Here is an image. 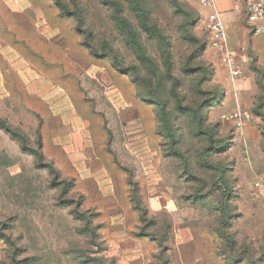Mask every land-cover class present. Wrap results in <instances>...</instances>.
Masks as SVG:
<instances>
[{"label": "rangeland", "instance_id": "rangeland-1", "mask_svg": "<svg viewBox=\"0 0 264 264\" xmlns=\"http://www.w3.org/2000/svg\"><path fill=\"white\" fill-rule=\"evenodd\" d=\"M139 1L151 29L134 0H64L80 25L0 0V116L58 172L0 127V264H264V127L224 117L264 65L233 73L195 3Z\"/></svg>", "mask_w": 264, "mask_h": 264}, {"label": "crops", "instance_id": "crops-1", "mask_svg": "<svg viewBox=\"0 0 264 264\" xmlns=\"http://www.w3.org/2000/svg\"><path fill=\"white\" fill-rule=\"evenodd\" d=\"M217 7L228 29L227 45L236 60L235 74H245L250 61L254 65H264V31L254 32L252 29L246 14V0H217ZM257 129L249 126L243 130L252 134Z\"/></svg>", "mask_w": 264, "mask_h": 264}, {"label": "built area", "instance_id": "built-area-1", "mask_svg": "<svg viewBox=\"0 0 264 264\" xmlns=\"http://www.w3.org/2000/svg\"><path fill=\"white\" fill-rule=\"evenodd\" d=\"M202 9V14L207 15V30L211 37V45L223 50V60L227 63L232 72L235 73L236 60L233 53L228 49V29L222 19L221 11L217 7V0H189ZM206 10V13L205 11ZM246 14L252 25L254 32L264 31V0H246ZM234 121L238 127H243L247 123L256 124L264 120V116H256L252 110H243L240 107L235 108L228 114L224 115ZM257 185L264 186V181H258Z\"/></svg>", "mask_w": 264, "mask_h": 264}, {"label": "trees", "instance_id": "trees-1", "mask_svg": "<svg viewBox=\"0 0 264 264\" xmlns=\"http://www.w3.org/2000/svg\"><path fill=\"white\" fill-rule=\"evenodd\" d=\"M187 1H189V0H187ZM56 3L58 4V6L61 8V10L63 12H66V13H68L70 15H76V18L78 19V24L79 25L82 23V16L80 15V12L71 11L68 8L67 4L64 2V0H56ZM134 5H135L136 9L144 16V20H145L144 27H146L147 29H151V27L147 23L148 16L146 15L145 10L142 8L143 6L140 4V1L139 0H134ZM134 43H135L140 55L142 56V58L149 59L147 54H146V52H145L144 46L140 42H138L135 38H134ZM91 48H92V50H95L94 47H91ZM95 51H96L97 55H101V56H105L108 53L106 50L103 53L97 52L98 50H95ZM166 53H167L166 54L167 67H168L169 70H171L172 65H173L172 64V60H171V53H170V51H167ZM113 61H114L115 64L118 63V60H117L116 56H113ZM155 102L160 106L159 117H160L161 123L165 125V127H166V129L168 131H170L166 106L164 104H160L157 101H155ZM251 110L256 116H264V102L258 104L256 107H254ZM256 126L257 127L258 126L259 127H264V120H261V121L257 122ZM0 127L5 129L7 132H9L14 138L18 139L20 141V143H21V146L24 149H28V150L32 151L33 154L35 155L39 165L45 166V167H50L54 174L58 173V172H54V171H56V169L54 168L53 163L46 161V159H45L46 157H45V155H44V153H43V151L41 149L42 148V144L41 143L38 144L37 148L29 147L28 144H27L28 138L24 134L23 129L20 128V127H16L8 119H6L5 117H2V116H0ZM263 134H264V132H263ZM221 212H222V215L224 216V223H226L225 206L221 207ZM158 239H159L160 243H162L164 241L163 239H160V238H158ZM229 241L231 242L230 245H232L234 239L233 238H231V239L229 238Z\"/></svg>", "mask_w": 264, "mask_h": 264}]
</instances>
